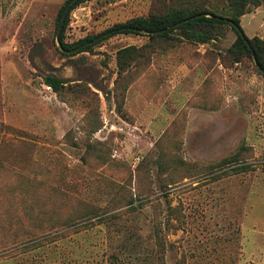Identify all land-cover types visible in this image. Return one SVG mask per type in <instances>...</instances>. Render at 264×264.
<instances>
[{
    "label": "rangeland",
    "instance_id": "374dc122",
    "mask_svg": "<svg viewBox=\"0 0 264 264\" xmlns=\"http://www.w3.org/2000/svg\"><path fill=\"white\" fill-rule=\"evenodd\" d=\"M65 1L0 0V264H264V72L235 31L67 52ZM186 2L86 0L64 41ZM261 6L249 37L264 39Z\"/></svg>",
    "mask_w": 264,
    "mask_h": 264
},
{
    "label": "trees",
    "instance_id": "16d2710c",
    "mask_svg": "<svg viewBox=\"0 0 264 264\" xmlns=\"http://www.w3.org/2000/svg\"><path fill=\"white\" fill-rule=\"evenodd\" d=\"M84 1L86 0H66L59 12L57 20L59 42L66 50H74L80 47L79 49H77L78 51L75 52L78 53L81 51H85L93 45L101 42L102 40L119 33H130L140 29L149 31L161 30L167 28L169 25H174L183 20H185L183 23L179 24L176 27H172L171 30L164 31L163 33H161V35H167L171 31L186 25H192L194 23L200 22H210L230 25L237 35L238 43L248 53H254L257 64H259L260 67L264 69V39H262L258 35H255L253 37L247 36L241 26L242 16L252 12L254 9L261 5H264V0H226L229 3L228 13L224 12V9L227 10V8L222 7L221 9H216L214 7L215 5H211L207 0H187V2L182 6L170 9L165 15L161 17L151 18L149 20L134 18L124 23H116L96 35L86 36L85 38L78 41L67 43L64 41L63 34L66 28L69 14L74 8H76ZM65 10L66 16L64 21L61 23L62 14ZM198 14L205 15L197 17ZM208 15H210V17H208ZM246 41L249 42V45ZM45 82L55 91H58L63 84V79L54 75H47L45 77Z\"/></svg>",
    "mask_w": 264,
    "mask_h": 264
},
{
    "label": "water",
    "instance_id": "95a60500",
    "mask_svg": "<svg viewBox=\"0 0 264 264\" xmlns=\"http://www.w3.org/2000/svg\"><path fill=\"white\" fill-rule=\"evenodd\" d=\"M202 15H205V14H198L197 17L202 16ZM65 16H66V10H65V11L63 12V14H62L61 23L64 21ZM186 20H187V19H186ZM184 21H185V20L180 21V22H178V23L172 25L171 27H175V26H177V25L183 23ZM171 27H167V28H164V29H161V30L148 31V33H149V34H159V33H162V32H164V31L168 30V29L171 28ZM57 40L59 41V36H57ZM246 42H247V44L249 45V42H248V41H246ZM60 47H61V49H62L63 51H67V52L75 51V50H77V49L80 48V47H78V48H76V49H74V50H66V49H64L61 45H60ZM252 55H253V57H254V59H255V62H256V64H257V60H256V58H255V56H254V53H252ZM257 66L259 67V69H260L262 72H264V69L261 68L259 64H257Z\"/></svg>",
    "mask_w": 264,
    "mask_h": 264
},
{
    "label": "crops",
    "instance_id": "0c3cea01",
    "mask_svg": "<svg viewBox=\"0 0 264 264\" xmlns=\"http://www.w3.org/2000/svg\"><path fill=\"white\" fill-rule=\"evenodd\" d=\"M260 7H262V6L257 7V8L255 9V11L250 12V13H255V12L258 10V8H260ZM247 14H248V13H247ZM245 15H246V14H245ZM245 15H243L242 17H244ZM262 29H264V27H263ZM262 37H264V36L262 35Z\"/></svg>",
    "mask_w": 264,
    "mask_h": 264
}]
</instances>
